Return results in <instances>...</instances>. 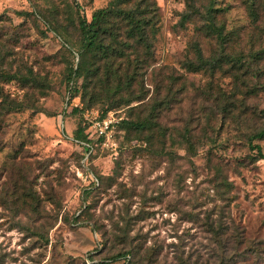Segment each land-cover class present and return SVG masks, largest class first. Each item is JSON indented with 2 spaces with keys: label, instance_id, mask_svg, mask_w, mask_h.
<instances>
[{
  "label": "rangeland",
  "instance_id": "1",
  "mask_svg": "<svg viewBox=\"0 0 264 264\" xmlns=\"http://www.w3.org/2000/svg\"><path fill=\"white\" fill-rule=\"evenodd\" d=\"M110 1L0 0V67L37 81L0 80L23 106L0 121V264H264V160L246 143L264 123V0H151L152 58L131 96L94 79L82 102L78 22ZM211 19L248 68H185L193 44L221 53ZM97 59L104 80L117 63ZM107 115L112 141L96 143L99 186L84 195L75 131L94 139ZM152 115L151 129L121 126Z\"/></svg>",
  "mask_w": 264,
  "mask_h": 264
},
{
  "label": "trees",
  "instance_id": "2",
  "mask_svg": "<svg viewBox=\"0 0 264 264\" xmlns=\"http://www.w3.org/2000/svg\"><path fill=\"white\" fill-rule=\"evenodd\" d=\"M150 8H152L151 0H111L106 7L95 10L89 21L80 19L78 22L79 62L75 69L70 70V80H82L81 88L83 87L84 89L81 90L79 95L82 102H84L86 90L89 88L88 86L94 79L99 84L105 83L108 87V92L112 95H116L117 90H121L126 91L131 96L133 87L137 85L135 83L139 77L144 76V71L152 58L151 40L157 32L158 16L155 10L152 11ZM188 16L183 15L182 19L185 20ZM250 16L252 18L256 16L252 6ZM208 28L216 36L221 53L217 58L205 59L199 48H197V45L193 44L190 47L195 60H187L184 63L186 69L192 72L213 70L219 66V62L224 61L223 59H226L227 62L231 60V65H238L239 68L247 66L238 56L231 57L230 54L223 53L224 44L231 40L230 34L227 33V36L223 32V27L215 26L211 19ZM262 32L264 36V29ZM60 40L66 45L65 39L62 40L60 38ZM97 58H102L107 61L114 58V62L117 63L116 66H114L113 62L106 65V69L104 70L106 77L104 80L97 78L98 75L96 72L98 68L94 66L98 62L95 63L98 60ZM0 80H16L22 87H34L37 83L31 69H28L27 74H21L19 72L8 73L0 67ZM256 88L253 87L251 96L256 95ZM122 100H125V98H122ZM129 102L130 100H126L123 101V104L127 105ZM21 108H23L21 102L9 99L3 93V89L0 86V121L5 114ZM73 110L77 111V109ZM221 114L232 117L230 110L226 108L222 109ZM155 117L152 115L142 121L122 120L121 126L142 132L149 128L151 129L152 125L150 127L149 125ZM75 136L73 140L81 148L82 171L87 174L89 179L88 185L83 190V194L88 195L91 190L99 186V177L96 175L92 166V157L95 154L96 146L94 142L88 139L81 128L75 131ZM261 139H264V123L262 126L254 128L246 136V143L249 149L255 151L259 159L264 160L261 147L253 143V141ZM90 147L92 148V152L84 160ZM84 208H87V206H84ZM117 256L116 260L121 258L125 264L130 262L129 256L126 253Z\"/></svg>",
  "mask_w": 264,
  "mask_h": 264
},
{
  "label": "built area",
  "instance_id": "3",
  "mask_svg": "<svg viewBox=\"0 0 264 264\" xmlns=\"http://www.w3.org/2000/svg\"><path fill=\"white\" fill-rule=\"evenodd\" d=\"M115 123H116L115 119L109 115H107L102 119L93 121L92 127L94 128L95 138L92 139L91 137H88V139L91 140V142H94L95 145L96 143H101L102 146H105L107 145V143H111L114 134ZM91 152H92V148L90 147L88 148V153L85 156L84 160Z\"/></svg>",
  "mask_w": 264,
  "mask_h": 264
}]
</instances>
